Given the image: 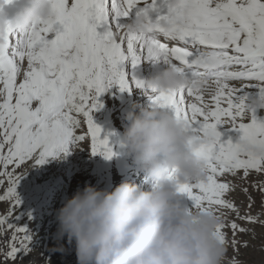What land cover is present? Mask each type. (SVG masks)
I'll list each match as a JSON object with an SVG mask.
<instances>
[{
    "label": "snow or ice",
    "instance_id": "1",
    "mask_svg": "<svg viewBox=\"0 0 264 264\" xmlns=\"http://www.w3.org/2000/svg\"><path fill=\"white\" fill-rule=\"evenodd\" d=\"M3 2L11 4L12 0ZM49 3L52 15L31 29L18 32L10 23L0 29V183L7 177L9 185L0 200L10 201L8 215L0 216V235L4 225L12 231L5 258L15 260L27 255L33 244L38 245L27 225L17 227L9 219L14 209H21L16 186L24 174L16 175L15 169L33 159L34 165L43 163L54 150L67 154L70 143L85 139L75 131L81 116L87 125L91 153L110 158L114 153L108 134L101 137L102 128L94 122L92 113L102 107L100 94L113 85L120 91H131L134 85L153 106L170 110L187 123L189 143L203 161L205 175L195 183L178 184V193L185 195L191 206L216 213L219 223L215 235L223 245L227 243L222 231L225 227L232 230L233 237L247 231L234 220L223 223L220 210L236 211V207L223 198L230 182H218L217 177L235 175L237 170H243L245 177L249 169L264 172V151H240V141L264 149V118L257 116V109H264V103L255 102L257 97L264 102V0ZM142 13L151 26L143 32L127 30L126 26ZM10 35L16 42L9 54ZM25 58L27 68L22 70ZM125 61L132 68L142 61H166L194 81H209L212 106L204 103L202 91L191 87L164 91L147 86L143 79L126 75L122 66ZM228 80H257L261 84L232 88ZM253 88L256 91L248 90ZM185 94L199 103L185 105ZM225 99L227 107H222ZM249 114L248 123L237 121ZM218 126L237 133L235 140L222 142ZM206 136L209 139L204 140ZM174 171L169 172L170 180ZM237 216L249 223H264L251 215L237 212ZM24 218L32 217L26 212V217L16 216L15 220ZM232 245L235 247V239Z\"/></svg>",
    "mask_w": 264,
    "mask_h": 264
},
{
    "label": "clouds",
    "instance_id": "2",
    "mask_svg": "<svg viewBox=\"0 0 264 264\" xmlns=\"http://www.w3.org/2000/svg\"><path fill=\"white\" fill-rule=\"evenodd\" d=\"M6 5L0 0V29L10 23L25 32L52 15L49 0H27L9 20ZM150 26L142 13L126 29L143 32ZM157 64L155 73L143 79L151 88L212 90L209 81H194L176 65ZM255 102L264 103L259 97ZM125 120L121 141L153 183L145 189L122 180L110 191L85 184L56 211L57 250L74 246L77 264H221L225 249L215 235L216 213L182 203L177 191L178 184L195 183L205 175L203 161L189 143L187 123L157 106L135 104ZM240 151L259 154L264 149L240 141Z\"/></svg>",
    "mask_w": 264,
    "mask_h": 264
},
{
    "label": "rangeland",
    "instance_id": "3",
    "mask_svg": "<svg viewBox=\"0 0 264 264\" xmlns=\"http://www.w3.org/2000/svg\"><path fill=\"white\" fill-rule=\"evenodd\" d=\"M15 42L16 40L9 42V54ZM16 61L20 63L19 58H16ZM25 68H27L26 58L21 64V69ZM125 73L131 76L130 73ZM21 78L22 72L17 76V83ZM258 84L261 82L252 80L236 85L230 84L229 87L240 88ZM248 90L256 91L254 88ZM142 94L143 92H138L134 85L131 91H120L117 85H113L98 97L102 107L94 111L92 117L94 122L102 128L101 137L108 134V142L114 153L110 158L106 159L101 154L91 153L87 125L81 116L78 117L81 124L75 131L77 135H84L85 139L77 141L75 145L70 143L67 154L54 150L52 155L45 157L43 163L34 165L33 159L15 169L16 175L24 174L16 186V192L21 198V209H14L9 219L17 227L27 225L38 245L33 244L25 256H17L15 260L6 259L4 253L9 251L8 242L12 231L4 225L5 231L0 235V264H77L74 246L64 244L63 250H57L56 211L64 200L71 197L78 189H82L85 184L110 191L122 180H128L145 189L149 187L145 184L148 176L140 170V162L134 161L127 146L121 141V134L127 124L125 113L134 104L147 107L144 102H141L145 98ZM221 106L227 107L226 99L221 101ZM257 116L264 118V109H257ZM237 121L248 123L250 114L243 118L238 117ZM218 131L221 132L222 142L229 138L235 140L237 136V133L226 130L224 126H218ZM3 179L4 183H0V196L9 186L7 177ZM217 180L230 182V188L223 198L236 207V211L220 210L223 213V223L227 225L234 220L240 227L247 230L237 232L233 237L229 227L222 229L227 243L224 245L225 252L221 264H233L234 261L235 264H264V223H249L237 216L238 212L240 216L251 215L264 222V206H262L264 191H261L264 187V172L249 169L245 177L243 170H237L235 175L225 173L218 176ZM194 192L198 194V190L194 189ZM180 196L182 203H191L185 195L180 194ZM9 209V199L0 200V216H7ZM26 212L31 214V220L27 218L15 220L16 216L26 217ZM19 235L22 236L23 233ZM233 239L236 241L235 247L232 245Z\"/></svg>",
    "mask_w": 264,
    "mask_h": 264
},
{
    "label": "bare ground",
    "instance_id": "4",
    "mask_svg": "<svg viewBox=\"0 0 264 264\" xmlns=\"http://www.w3.org/2000/svg\"><path fill=\"white\" fill-rule=\"evenodd\" d=\"M69 4L71 3V0H68ZM18 5V7L20 8L21 6L24 5V3L22 2V0H12L11 4H7L5 6V8L3 9V12L6 14V16H10L11 15V11L13 10L15 5ZM13 40V39H11Z\"/></svg>",
    "mask_w": 264,
    "mask_h": 264
}]
</instances>
